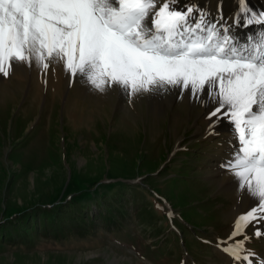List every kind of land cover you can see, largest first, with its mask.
<instances>
[{
  "label": "rangeland",
  "instance_id": "1",
  "mask_svg": "<svg viewBox=\"0 0 264 264\" xmlns=\"http://www.w3.org/2000/svg\"><path fill=\"white\" fill-rule=\"evenodd\" d=\"M22 74L0 75V227L39 208L47 228L0 239V264H233L221 247L237 193L217 181L228 133L181 103L156 115L117 87L32 89Z\"/></svg>",
  "mask_w": 264,
  "mask_h": 264
},
{
  "label": "snow or ice",
  "instance_id": "2",
  "mask_svg": "<svg viewBox=\"0 0 264 264\" xmlns=\"http://www.w3.org/2000/svg\"><path fill=\"white\" fill-rule=\"evenodd\" d=\"M180 0H0V75L14 63L62 61L70 77L105 92L178 90L210 102V127L227 119L238 147L225 165L255 203L234 221L222 251L233 264H264L247 229L264 236V36L241 43L227 17L209 19ZM221 21H224L221 23ZM264 24V9L238 0L232 27ZM215 118V119H213ZM239 238V239H238Z\"/></svg>",
  "mask_w": 264,
  "mask_h": 264
},
{
  "label": "bare ground",
  "instance_id": "3",
  "mask_svg": "<svg viewBox=\"0 0 264 264\" xmlns=\"http://www.w3.org/2000/svg\"><path fill=\"white\" fill-rule=\"evenodd\" d=\"M248 2L253 9H257V8L264 9V0H248ZM188 3H193L198 5L201 9L205 11L206 14H208L209 19L220 20L219 14L223 13L224 16L228 18L227 23L230 26V34L234 35L241 43H247L249 37H251L253 40L259 41L260 38L264 36V24H254L247 27L231 26L232 14L237 9L238 0H229L227 4H225L224 1L222 0H212V1L206 0L205 2H201L200 0H180V4L178 5V7ZM223 22L224 21H221V23ZM48 63H49V68L47 70L43 69L40 65L36 64L34 60L30 63H14L9 75L7 77H4L2 75L1 76L3 80L7 79L9 81L10 80L12 81L15 78H20L23 81V79L20 76V74H22L21 71H23L24 74L22 75L28 76L29 85L32 87V89H37L41 87V84L44 83L45 87H53L54 91H57L65 81L70 80V82H73V84L77 87L76 89H78V91L84 90L85 87L84 84L87 83L86 80L80 77H76V78L70 77L69 73L65 70L62 61L53 59L51 61H48ZM15 75H17L18 77ZM90 88L91 86H89L88 84L87 89ZM113 91L114 89L113 87H111L110 89H107L104 93L95 90L92 92H94V94L101 93V94H106V95L108 94L109 96H113ZM114 92H116V90ZM117 93L118 91L116 92V94ZM139 100H140L139 104L142 105V103H144L143 106L146 107V109L150 108L152 110V113L156 115L160 113L162 110L167 112L169 110V106H171V103H173V105H175L176 103H181V105L184 104L186 106H190V110L196 108L195 110L198 111V114L203 115L204 118L207 117V113L211 110V108L215 107V105L211 104L210 102H201L203 100V97H201L200 100H197L195 98H189V94L187 92H185L181 96L178 90L164 92L162 95H157L153 93L139 94ZM78 103L79 101L75 100L73 102V106L74 107L77 106ZM123 107L124 105L122 106V108ZM177 114L178 113L175 112V114L173 115L179 118L180 115ZM205 121L208 122V129H206L208 134L210 135L223 134V133L229 134L228 138L230 139V141L229 142L225 141L227 144L226 146L224 145L226 148H228L226 154V160L221 164L219 170H217L219 177L221 178L220 180L217 181L218 182L220 181L218 183L219 186L221 187L224 186L227 190L234 191L235 193H237L238 201L236 202V209L234 210V213L236 216H238L239 214L247 211L255 203V201L251 199V197L248 195L246 191L239 189L237 179L225 167V165L229 162V160H231V158L235 154V150L238 147V142L234 134V126L230 124L227 119L218 121L217 123H215L214 126L211 127H210L211 122L209 121V119L206 118ZM195 125L194 126L197 127L198 130L201 129V126L198 124V122L195 123ZM179 142L180 140L176 141L175 144L179 146L180 145ZM237 209H240L241 211L238 212L239 210L237 211ZM222 248L223 246L221 247V249Z\"/></svg>",
  "mask_w": 264,
  "mask_h": 264
},
{
  "label": "trees",
  "instance_id": "4",
  "mask_svg": "<svg viewBox=\"0 0 264 264\" xmlns=\"http://www.w3.org/2000/svg\"><path fill=\"white\" fill-rule=\"evenodd\" d=\"M26 209L20 211L21 215L18 219H7L8 222L1 225L0 239H7V241H14L15 239L28 240L30 231L36 233L38 227L39 230L42 231L43 229L47 228L46 217L41 219V217L37 213L39 208H33L32 212H28V210ZM56 216L57 214L52 215L51 220Z\"/></svg>",
  "mask_w": 264,
  "mask_h": 264
}]
</instances>
